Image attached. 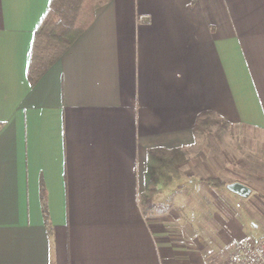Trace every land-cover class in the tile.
Segmentation results:
<instances>
[{"label":"crops","instance_id":"0c3cea01","mask_svg":"<svg viewBox=\"0 0 264 264\" xmlns=\"http://www.w3.org/2000/svg\"><path fill=\"white\" fill-rule=\"evenodd\" d=\"M51 1L0 0V264H225L263 236L194 126L264 133V0H112L32 86Z\"/></svg>","mask_w":264,"mask_h":264},{"label":"trees","instance_id":"16d2710c","mask_svg":"<svg viewBox=\"0 0 264 264\" xmlns=\"http://www.w3.org/2000/svg\"><path fill=\"white\" fill-rule=\"evenodd\" d=\"M111 1L112 0L51 1L49 10L34 35L28 70V79L32 86L37 83L44 73L57 62L79 35L93 22L96 10L107 5ZM216 127L227 130L230 125L215 116L203 115L196 121L194 134L197 136L205 135L210 133L212 128ZM207 183L217 188L226 187L228 184L236 182L234 180L226 181L220 177L212 176L207 179ZM248 186L250 187L251 185L249 184ZM156 192L157 189L155 185L151 183L145 188L142 194L143 200H149L151 203ZM45 218H47L46 214Z\"/></svg>","mask_w":264,"mask_h":264},{"label":"rangeland","instance_id":"374dc122","mask_svg":"<svg viewBox=\"0 0 264 264\" xmlns=\"http://www.w3.org/2000/svg\"><path fill=\"white\" fill-rule=\"evenodd\" d=\"M198 136V148L202 147L210 159L218 151L223 154L222 163L227 167L230 180L243 177L255 189L256 193L250 198L254 200L252 210L255 216L260 212L255 222L264 226V133L231 126L227 130L212 128L210 133ZM247 224L252 229L254 222L248 219ZM262 229H252L256 232L252 237H258Z\"/></svg>","mask_w":264,"mask_h":264},{"label":"built area","instance_id":"2783aa9c","mask_svg":"<svg viewBox=\"0 0 264 264\" xmlns=\"http://www.w3.org/2000/svg\"><path fill=\"white\" fill-rule=\"evenodd\" d=\"M225 264H264V235L238 240Z\"/></svg>","mask_w":264,"mask_h":264},{"label":"water","instance_id":"95a60500","mask_svg":"<svg viewBox=\"0 0 264 264\" xmlns=\"http://www.w3.org/2000/svg\"><path fill=\"white\" fill-rule=\"evenodd\" d=\"M226 188L232 194L240 198H243V199H248L252 194V189L248 187L247 185L240 183V182L228 184Z\"/></svg>","mask_w":264,"mask_h":264}]
</instances>
